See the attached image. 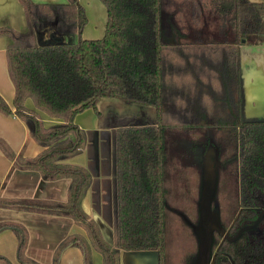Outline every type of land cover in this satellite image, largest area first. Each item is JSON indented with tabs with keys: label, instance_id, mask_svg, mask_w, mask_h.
<instances>
[{
	"label": "trees",
	"instance_id": "16d2710c",
	"mask_svg": "<svg viewBox=\"0 0 264 264\" xmlns=\"http://www.w3.org/2000/svg\"><path fill=\"white\" fill-rule=\"evenodd\" d=\"M19 1L27 28L0 26V36L10 38L6 62L14 84L13 109L0 95V111L20 117L44 149L15 157L4 142L0 147L15 166L36 169L44 180L67 177L70 182L66 200L0 196V206L68 215L87 231V236L66 235L47 264H60L69 245L82 248L83 264H92L93 248L102 253L100 264H119L122 249H156L158 263L166 264V211L173 189L167 135L205 126L223 131L225 159L213 262L264 264V118L245 116L240 73L241 44L260 32L263 5L252 0H101L107 9L104 34L83 38L88 18L80 0ZM53 20L57 31L76 33L78 39L38 40ZM103 96L147 103L157 112L153 123L113 130V243L82 206L92 181L88 169L65 161L85 146L77 113L97 110ZM27 97L62 121L45 125L40 113L25 105ZM3 228L17 234L20 262L43 264L27 255L29 234L22 223L2 220ZM0 264L14 263L0 254Z\"/></svg>",
	"mask_w": 264,
	"mask_h": 264
},
{
	"label": "crops",
	"instance_id": "0c3cea01",
	"mask_svg": "<svg viewBox=\"0 0 264 264\" xmlns=\"http://www.w3.org/2000/svg\"><path fill=\"white\" fill-rule=\"evenodd\" d=\"M35 2H66L67 0H34ZM261 3L262 25L252 41L241 44V83L244 93V114L246 117L264 118V0H252ZM86 8L87 23L81 33L83 38L101 37L107 20V9L101 0H80ZM10 26L24 31L25 12L19 0H0V26ZM75 34H63L56 30L55 20L38 34V40L44 42L64 41L74 43ZM9 36H0V95L13 109L14 84L9 76L6 62V48ZM255 48V49H254ZM246 70H244V69ZM25 105L40 113L45 125L62 121V117L48 114L38 109L31 97ZM97 110L86 107L77 113L75 122L86 132L85 146L77 155L65 161L84 165L90 175L91 184L87 188L82 206L93 217L103 236L113 243V130L117 126L146 124L156 121L154 106L138 101H124L116 96H103L97 100ZM209 127V126H205ZM0 141L14 152L15 157L34 156L44 149L31 135L26 123L15 113L0 111ZM69 178L42 179L36 169H22L13 164V158L7 157L0 147V196L51 199H67ZM15 220L22 223L28 234L27 255L37 261L50 263L57 244L68 234L79 233L87 236L82 225L77 224L68 215L43 213L35 210H21L0 206V221ZM18 236L10 228L0 230V254L8 257L14 264H23L17 259ZM60 264H83V250L74 245L64 248ZM102 262V253L93 248L92 264ZM119 264H157L156 253L150 250H126L120 253Z\"/></svg>",
	"mask_w": 264,
	"mask_h": 264
},
{
	"label": "rangeland",
	"instance_id": "374dc122",
	"mask_svg": "<svg viewBox=\"0 0 264 264\" xmlns=\"http://www.w3.org/2000/svg\"><path fill=\"white\" fill-rule=\"evenodd\" d=\"M222 134L217 127H198L167 135L173 189L166 211V264H215L213 231L220 226L217 199L225 178Z\"/></svg>",
	"mask_w": 264,
	"mask_h": 264
},
{
	"label": "water",
	"instance_id": "95a60500",
	"mask_svg": "<svg viewBox=\"0 0 264 264\" xmlns=\"http://www.w3.org/2000/svg\"><path fill=\"white\" fill-rule=\"evenodd\" d=\"M137 250H145V249H137ZM153 250H154L155 253H156V263L159 264V263H158V251H157L156 249H153Z\"/></svg>",
	"mask_w": 264,
	"mask_h": 264
}]
</instances>
